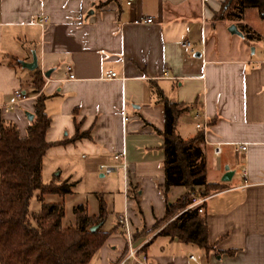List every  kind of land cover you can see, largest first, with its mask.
<instances>
[{
    "label": "crops",
    "instance_id": "1",
    "mask_svg": "<svg viewBox=\"0 0 264 264\" xmlns=\"http://www.w3.org/2000/svg\"><path fill=\"white\" fill-rule=\"evenodd\" d=\"M223 1L0 0V121L25 135V114L33 112L31 77L40 68L48 79L39 90L48 120L44 140L65 142L43 157L51 158L58 180L95 177L106 185L97 228L107 235L89 264H116L122 256V212L131 246L140 245L146 264H194L188 256L196 264H264V48L220 46L218 33L234 35L212 20ZM144 17L152 22L133 23ZM230 25L246 27L242 17ZM32 55L36 66L28 70L20 63H30ZM108 71L116 78L104 79ZM155 89L186 108L175 133L181 140L200 135L205 181L222 186L201 206L209 251L152 230L165 206L184 193L163 189V111ZM14 90L27 99L8 110ZM197 111L207 124L202 135L194 128ZM75 128L87 137L69 141ZM120 152L126 200L121 170H99L116 163L112 156ZM226 171L231 175L221 181ZM93 208L88 216L98 214L99 203Z\"/></svg>",
    "mask_w": 264,
    "mask_h": 264
},
{
    "label": "trees",
    "instance_id": "2",
    "mask_svg": "<svg viewBox=\"0 0 264 264\" xmlns=\"http://www.w3.org/2000/svg\"><path fill=\"white\" fill-rule=\"evenodd\" d=\"M244 9H254L262 17L264 0H224L212 20L240 19ZM236 28L242 34L243 27L236 25ZM30 85L34 95L33 112L25 135L19 137L13 125L0 121V264H89L107 235L97 228L104 218V209L100 202L98 214L88 216L84 206L76 205L71 209L72 225L61 228L62 203H42L45 195L59 199L69 195L71 184H42L40 181V163L45 150L65 142H45L48 120L43 112L45 97L39 92L42 80L37 70L32 73ZM154 94L163 111L160 132L163 189L180 187L184 193L165 206L162 218L154 221L152 230L158 229L156 235L209 251L212 248L206 242L202 204L185 208L191 194L207 197L220 191L222 186L205 181L200 135L181 140L175 133L177 117L186 108L170 102L157 89ZM83 137H87V133H78L75 128L69 141ZM34 192H37L39 209L28 214V201ZM93 226L96 228L89 231ZM125 252L126 249L116 264Z\"/></svg>",
    "mask_w": 264,
    "mask_h": 264
},
{
    "label": "rangeland",
    "instance_id": "3",
    "mask_svg": "<svg viewBox=\"0 0 264 264\" xmlns=\"http://www.w3.org/2000/svg\"><path fill=\"white\" fill-rule=\"evenodd\" d=\"M246 23V27H243L242 35L241 36H235V35H228L227 33L222 32L218 33L217 36H215V39H218V43L222 47L226 46H232V45H242L244 48H253L255 51H259L260 49L264 48V16H259L257 12L254 9H244L243 14L241 16ZM232 22V21H231ZM228 21H222V26H225L226 28L231 23ZM227 25V26H226ZM52 163L51 158L49 157H43L41 159L40 163V181L42 184H59L61 182H66L61 180H58L59 177L54 176L56 171L54 169H51ZM73 181V182H71ZM69 180V182H66L67 184H71L70 191L71 193L69 195L64 196L62 199L57 198L54 195H45L42 196V203H55L60 201L62 203V211H63V217L60 221V227L64 228L67 226H71L73 223V215L71 212L72 207L76 205H82L86 209V213H92L93 205L96 203H100V196L105 193L104 188H106V185H100V180L96 179L95 177H92V180L89 182L84 180ZM111 186L114 189V196L117 194L115 192V184L112 183ZM120 184H118L117 190L120 193ZM111 188V189H112ZM119 195L120 198V194ZM37 192H34L31 198L28 201L27 206V212L28 214H34L39 209V201L36 200ZM125 198L126 196L123 195ZM127 198V197H126ZM125 198V200H126ZM128 199V198H127ZM120 201V200H119ZM125 206V205H124ZM123 209V208H122ZM125 209V207H124Z\"/></svg>",
    "mask_w": 264,
    "mask_h": 264
},
{
    "label": "built area",
    "instance_id": "4",
    "mask_svg": "<svg viewBox=\"0 0 264 264\" xmlns=\"http://www.w3.org/2000/svg\"><path fill=\"white\" fill-rule=\"evenodd\" d=\"M206 0H199L201 6ZM152 20L149 17H144L141 19L134 20V24H149L151 23ZM37 26L41 27L43 24V19H39L35 23ZM182 47H186L189 49L190 52H193L194 48L191 46L188 42H182L181 43ZM261 55L264 56V52H261ZM39 76L43 82H47L48 79L46 76H44L43 71L39 68L38 70ZM104 79H115L116 76L113 72H106L103 76ZM67 79L71 80L72 76L70 73L67 75ZM34 97V96H33ZM27 99L26 96H24L22 93H20L18 90H14L12 92V99L5 104V107L10 110L16 103L21 102L23 100ZM193 118L195 119L194 123V128L195 130H198L200 134H204L205 130L207 129V124L204 120V117L200 111L195 112L193 115ZM244 144L238 146L239 151L244 150ZM219 153V146L215 145L212 149V154L217 155ZM112 160L116 163L114 164H104L99 166V170L103 175H108L111 172H113L115 169H120L121 174H122V193L124 195V188H125V179H124V173H125V163H124V157L123 153H117L112 156ZM240 175L241 177H244V170H240ZM207 197H197L195 195H190L187 200V206L185 209H191V208H197L199 207ZM198 212H200V209H197ZM117 224H119L122 229H123V234H124V242H125V247H126V252L123 258L117 263V264H146L145 263V257L143 255L138 256V251L140 249V245L137 247H132L130 243V236L127 232V224H126V218L124 215V212L119 216L117 219ZM188 259L195 263V260L192 256H188Z\"/></svg>",
    "mask_w": 264,
    "mask_h": 264
},
{
    "label": "water",
    "instance_id": "5",
    "mask_svg": "<svg viewBox=\"0 0 264 264\" xmlns=\"http://www.w3.org/2000/svg\"><path fill=\"white\" fill-rule=\"evenodd\" d=\"M227 32L229 34H234V35H237V36H241V34L235 29V27L233 25H230L227 27ZM23 67H25L26 69L28 70H32L35 68L36 64H35V57L32 55L31 57V62L28 63V64H23V63H20ZM44 76H46V74H44ZM25 118L26 120L28 121H31V115L30 114H25ZM230 172H224V174L222 175L221 177V181H226L229 176H230ZM96 228V226H93L89 229V231H93L94 229Z\"/></svg>",
    "mask_w": 264,
    "mask_h": 264
}]
</instances>
